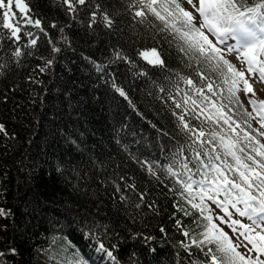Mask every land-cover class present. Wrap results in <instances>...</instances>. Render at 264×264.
<instances>
[{
  "label": "trees",
  "instance_id": "1",
  "mask_svg": "<svg viewBox=\"0 0 264 264\" xmlns=\"http://www.w3.org/2000/svg\"><path fill=\"white\" fill-rule=\"evenodd\" d=\"M22 3L27 12H20L14 0V15L4 22L16 24L25 16L40 19L49 36L59 41L61 52L40 72V58H51L47 38L38 28L26 25L22 26V39L13 42L7 38L10 30L0 26V63L7 61L0 69V123L8 133L7 137L0 134V208L10 212L0 216V252L14 248L17 253L6 257L7 264H75L77 251L81 264L91 258L96 264L107 260L111 264L204 261L192 241L203 239L205 227L215 224L213 215L207 208L203 215L193 208L201 197L193 190L191 194L184 191L178 181L205 178L208 170L192 159L194 150L216 155L221 149L218 139L191 144L173 112H184L185 119L191 120V104L182 103L186 95L198 102L207 96L205 104L214 101L217 107L228 103L224 99L227 86L212 70L215 61L183 57L178 51L179 37L173 40L174 34L161 33L163 23L154 17H149L151 23H138L140 18L133 19L125 0H89L90 7L75 14V20L59 0ZM95 4L113 17L111 29L102 24L87 27ZM4 11L0 8V14ZM53 23L56 28L51 27ZM25 29L40 36L35 49L24 48L30 39L23 35ZM17 46L33 54L15 63L11 50ZM151 48L158 50L164 66L149 64L138 55ZM115 50L130 62L117 59ZM97 65L102 71H97ZM196 70L201 76L195 75ZM177 73L192 78L195 86L179 79ZM208 83L213 84V92L208 91ZM199 87H203V96L196 94ZM177 103L182 107L176 108ZM225 111L231 115L233 127L239 125L236 133L242 146L248 143L243 139L245 132L260 140L245 123L243 107L234 101ZM205 114L213 115V121H205L203 115L191 120L192 125H202V141L209 140L213 131L233 135L223 120L214 122V108L209 107ZM182 146L180 161L188 163V169L177 163L173 168L176 176L159 168L151 175L137 162L167 165ZM201 159L207 162L206 157ZM224 159L232 163L231 157ZM211 175L208 173L209 178ZM120 176L134 183L139 193H146L143 203L132 191L124 193L129 197L126 202L119 200L114 182L123 183ZM209 215L211 223L204 218ZM210 235L219 232L213 229ZM143 237L152 239L145 243ZM101 243L113 252L116 262L97 251Z\"/></svg>",
  "mask_w": 264,
  "mask_h": 264
},
{
  "label": "snow or ice",
  "instance_id": "2",
  "mask_svg": "<svg viewBox=\"0 0 264 264\" xmlns=\"http://www.w3.org/2000/svg\"><path fill=\"white\" fill-rule=\"evenodd\" d=\"M13 2L14 0H7V2L0 0V8L6 9L0 14V26L10 30V35L7 38L13 40V42L22 39L20 35L22 26L31 25L39 29V32L47 38L51 52V58H40L43 60V66H39V71L44 72L55 62L56 55L61 52V48L58 46L59 41H55L49 36L46 29L41 26L42 21L40 19L25 16L16 24L5 23L6 19L14 15L11 11ZM125 2L128 11L133 13V19L140 18L138 23L143 24L145 21L151 23L149 17H154L163 23V27L159 28L161 33L169 32L174 34L173 40L179 37L182 43L178 44V51L183 57H188L189 60L203 58L205 63L215 61L212 65V70L219 73L223 84L227 86L228 95L224 98L227 100V104L222 103L218 107L214 101L205 104L209 97L203 96V87L196 88V94L203 96L202 100L198 102L191 96L186 95L182 103L184 106L191 104V120H199L200 116L203 115L205 121H213V115L205 113L209 107L214 108L216 113L214 122L219 123L220 120H223V123L228 126L233 135H222L213 131L210 133L209 140L202 141L201 138L205 137L202 125H192L191 120L185 119L184 112H173V115L177 118L178 127H181L182 131L186 130V134H189L188 138L191 144H196L197 141L212 143L218 139L221 149V154L216 155L194 150L192 159L199 161V164L208 170L204 174L205 178L196 182L192 181L191 177H188L187 181L178 182L183 185L184 191L190 194L192 184H197V194L200 195L201 201L200 204H193L192 207L196 208L201 215L204 214L205 208L209 211H215L210 206L204 205V197L207 195V199L212 204H215L216 208L221 209L229 220H231L232 215L228 211L229 205L235 209L239 216L247 217L251 221V225L243 224L239 220H231L229 227H232L233 231H236L235 225L243 228L244 231L240 235L244 236L253 247L248 248V244L243 241L233 246L227 234L217 229L215 224H211V228L206 226L204 233L201 234L203 235L202 240L199 242L192 241L193 244H197V247H199L205 257L204 261L195 262V264H264V260L259 259V256L255 259L247 256V253L253 250L261 252L262 249L259 245L264 244V143L256 139V136L245 132L243 139L248 143L242 146L241 138L236 133V128H239V125L234 128L231 115L225 111L228 105L234 101L240 107H243V102L238 95L241 92L245 97H249V94H251V97L256 96L250 78L256 82L264 83V0H198V6L194 3V0H184L193 9L192 11L185 9L182 0H125ZM59 4L74 20L76 19L75 14H78L82 8L90 7L89 0H59ZM15 6L20 12H27V7L22 3V0H15ZM97 24H102L106 29H111L114 25L113 17L106 10L101 11L99 4H95L91 11L87 27L93 29V26ZM152 26L155 27V25ZM51 27L56 28L57 25L53 23ZM59 31L63 33L64 28H59ZM207 33H211L216 38V41L213 42ZM23 35L30 37L24 48L35 49L40 36L26 29ZM62 40L67 43L66 36H62ZM229 40H234L235 43H227ZM219 44H223L225 47H218ZM32 54V51L25 52L21 47L17 46L11 50V59L13 62L19 63L20 58L24 55ZM226 54H232L236 61L244 66L243 70L238 69L236 64L226 58ZM114 55L117 59L130 62L119 50H115ZM138 55L148 61L149 64L164 66V61L156 48L141 50ZM92 63L95 62L93 61ZM6 66L7 61L0 63V69ZM188 66L191 67V64ZM96 67L97 71H102L101 66L97 65ZM246 73L248 77H246ZM177 75L179 79L188 85L195 86L192 78L181 76L179 73ZM195 75L201 76L200 71L196 70ZM206 87L209 92H213L212 83H208ZM116 91L127 98L122 89L116 88ZM248 104L252 106L256 116L259 117L257 121L259 127L254 129V131L257 136L264 137V100L248 98ZM175 107L181 108L182 105L177 103ZM245 115L249 119L255 118L251 112L245 111ZM245 123L249 128L252 127L247 120ZM0 134L5 137L8 136L2 123H0ZM183 152L184 147L182 146L177 150V154H174L171 162L164 166L154 162L149 163L139 160L137 162L151 175H155L156 169L159 168L161 171H167L172 176H176L177 173L173 171V168L177 163H180V166L184 169H188V163L180 161L179 154ZM202 156L206 157V163L205 160L201 159ZM225 157H231L232 163L224 159ZM185 159L189 158L185 157ZM216 161L220 163H216ZM197 171H199V167ZM208 173L212 174L210 178ZM119 179L123 183L114 182L115 191L120 194L119 200L126 202L129 197L124 193L132 191L137 193L141 203H143L146 193H139L136 185L127 183L124 176H120ZM221 193L224 196L223 200L218 199ZM238 205H243V207H238ZM136 207L139 208L140 204H136ZM7 215H10V212L0 208V216ZM204 218L211 223L212 216L209 215ZM217 218L222 222H226L224 217L218 214ZM179 223L180 221H177V224ZM213 229L218 231L219 235H210ZM161 232H164L163 228H161ZM184 235L187 236L188 233L185 232ZM142 239L145 243H148L152 238L143 237ZM205 244L214 245V247L205 248L203 247ZM240 247L244 248L246 252L237 251V248ZM97 251H103L112 261L116 262L113 252L105 248L102 243ZM16 254V249L14 248L9 249L8 252H0V260L7 264L6 257ZM74 256L77 258L75 264H81L78 251L74 253Z\"/></svg>",
  "mask_w": 264,
  "mask_h": 264
},
{
  "label": "rangeland",
  "instance_id": "3",
  "mask_svg": "<svg viewBox=\"0 0 264 264\" xmlns=\"http://www.w3.org/2000/svg\"><path fill=\"white\" fill-rule=\"evenodd\" d=\"M182 3H183V6L185 7V9H187L189 11H192L193 10L186 2H184V0H182ZM230 41H232V40L227 41V43H230ZM213 42H215L214 39H213ZM218 47L224 48L225 45L219 44ZM226 57L229 60H231L234 64H236V67L238 69L243 70L244 67L241 68V64L236 61L235 57L232 54H226ZM246 77H248V74L247 73H246ZM250 82L252 83V86H253V88H254L255 91H261V90H263V88L261 87L260 83L254 81V79L252 80L250 78ZM256 96L257 97H260L257 94H256ZM241 101L244 103L245 107L247 108V106L245 104L246 103L245 102L246 101V97H245V95L242 92H241ZM253 124H254V122H253ZM194 187H196V184H193L192 190L194 189ZM210 203H212V202H210ZM209 206H210V208L215 209L214 212L213 211H210L212 213L213 217H214L213 220H214L215 225L217 226V228L221 229L224 233L227 234L229 240L232 241L234 245H237L241 241H243L244 243L248 244V248H252L253 247L252 244H249L248 243V241L245 239L244 236H241L240 235V233L244 231L243 228H241L239 225H235L234 227L236 228V231H233L232 227H229V224L231 223V220H229L228 216H226L225 213L223 211H221L219 208H216V205L214 206L215 208L211 204H209ZM228 208H229V206H228ZM219 213L226 218V219L224 218V220L226 222H222L220 219L217 218V214L219 216H221ZM231 219H232V217H231ZM234 220H239L243 224L251 225V223L248 224L247 217H241V216H239V214H235L234 215ZM229 221H230V223H229ZM259 246L262 249L261 252H257L256 250H253L252 252H248L247 253V256H251L253 259H255V257H257V256H259V257L260 256H264V246L262 244H260ZM237 251H239L241 253H245L246 252V250L244 248H242V247L237 248ZM262 258H264V257H262ZM51 264H60V263H51Z\"/></svg>",
  "mask_w": 264,
  "mask_h": 264
}]
</instances>
